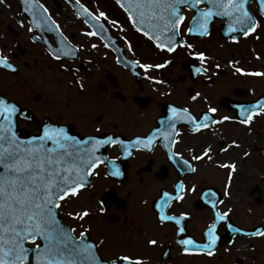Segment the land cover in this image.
<instances>
[{
	"label": "flooded vegetation",
	"instance_id": "flooded-vegetation-1",
	"mask_svg": "<svg viewBox=\"0 0 264 264\" xmlns=\"http://www.w3.org/2000/svg\"><path fill=\"white\" fill-rule=\"evenodd\" d=\"M39 3L59 31L55 26H33L29 32L33 17L24 12L22 0L0 2V55L15 67V71L0 67V98L17 107L15 120L22 136L37 135L43 126L56 125L67 127L80 138L112 136L130 145L154 129L165 132L169 106L187 107L197 117L215 108L216 112L209 114L214 119L229 117L195 134L187 123L177 124L179 134L172 151L190 160L195 173L181 167L177 157H170L162 136L149 149L129 146L130 155H124L119 144L101 147L97 155L112 160L115 169L101 163L90 173L89 183L80 192H86V203L93 206L94 214L66 223L73 234L85 231L84 239L94 246L101 264L123 255L139 258L143 264H264V237L246 234L264 228V114L255 116L250 126L239 123V106L249 107L264 99V76L234 71L239 67L262 72L257 60L264 54L256 46L261 45L264 16L255 0H246V8L258 27L247 37L232 33L236 42L226 34V21L221 17H213L209 35L187 34L195 10L181 8L185 19L179 38L191 43L193 49L178 45L172 53L156 48L137 31L116 0H79L93 15L105 13L100 20L103 29L90 28L83 15L77 17L75 0ZM89 31L97 34L85 35ZM61 33L75 46V56L56 59L49 54V47L53 52L62 47ZM193 50L206 53L203 66L207 73L193 74L200 66L199 58L190 54ZM251 54L253 62L246 59ZM137 60L152 65L169 63L146 73L129 63ZM229 61L237 63L232 66ZM197 92L200 96L193 101ZM232 140L240 146H230ZM208 146L211 161L192 160ZM222 148L227 150L222 152ZM222 163H235L236 170L217 166ZM116 169L121 175H111ZM177 181L184 182L186 189L195 188L186 190L182 200L164 202L163 192L173 194ZM209 190L216 193L220 211L231 209L229 217L217 228L211 256L185 254L179 239H204L202 232L212 210L202 193ZM161 208L169 215L185 213V232L178 233L173 222L161 224L157 218ZM229 224L242 231L234 232ZM149 239L156 244L149 245Z\"/></svg>",
	"mask_w": 264,
	"mask_h": 264
},
{
	"label": "snow or ice",
	"instance_id": "snow-or-ice-1",
	"mask_svg": "<svg viewBox=\"0 0 264 264\" xmlns=\"http://www.w3.org/2000/svg\"><path fill=\"white\" fill-rule=\"evenodd\" d=\"M22 2L24 12L33 17L29 32L33 31V26L37 29L45 27L51 29L55 26L56 31H59V26L51 16L47 15V9L39 3V0H22ZM75 2L79 5L76 11L77 17L83 15L84 23L90 28H104V25L100 23V20L105 18L103 11L93 15L83 4H79V0ZM116 3L128 13V18L137 31H142L145 37L153 41L156 48L169 53H172L178 45L193 49L191 43L179 38L180 24L185 19L180 11L181 6H190L195 10L190 26L185 30L187 34L209 35L213 17L225 19L226 34L233 42H236L237 37L231 35L232 33L238 32L247 37L258 27V22L246 8V0H116ZM201 3H204L206 7H198ZM258 3L260 14L264 16V0H258ZM96 34L94 31L85 33L87 36ZM60 43L62 47L55 52L49 47L50 55L56 59H60L61 56L76 55L75 46L68 42L62 33ZM190 54L200 60V66L193 69V74L207 73V68L203 66L208 59L206 53L193 50ZM129 63L147 73L153 67L163 68L169 61L165 60L163 64L155 65L141 63L138 60ZM236 63V61H229L232 66ZM0 67L15 71L14 65L3 55H0ZM219 67L217 64L216 68L219 69ZM234 71L264 76L262 72H246L239 67H234ZM147 78L153 79L151 76ZM155 82L162 83L158 80ZM199 96L200 93L197 92L191 99L195 101ZM168 112L170 115L166 120L165 132L158 128L154 129L150 135L144 138L137 137L130 142V145H125L123 141L114 139L112 136L106 138L90 136L87 139H78L69 135L63 127L56 125H46L41 134L22 139L13 127V118L17 114L16 106L0 98V264H101L94 246L84 239L85 231L75 236L74 230L62 224L57 218V209L66 198H78L80 190L87 184L88 175L98 164L110 165L115 169L112 160H101L97 155L99 149L105 145L119 144L123 146L124 155H130L127 151L129 146L149 149L156 138L162 136L170 157H177V163L181 167L186 168L189 173H195L196 169L190 160L172 151L171 145L177 142L174 138L179 134L177 124L187 123L190 131L195 134L214 124L226 121L229 117L214 119L209 114L215 113V108H208L199 117L193 115L187 107L169 106ZM262 114H264V99H257L249 107L241 105L239 106L241 117L239 123L250 126L254 117ZM230 146L239 147L240 145L232 140ZM226 150L220 149L222 152ZM189 151L192 150L189 149ZM243 155L247 157L248 153L245 152ZM202 159L209 161L213 159L210 146L204 147L199 155L192 156V160ZM217 166L231 169L232 172L236 170L235 163H222ZM111 175L119 176L121 173L116 169L111 172ZM194 188L193 185L186 189L184 182L177 181L174 185V193L165 191L162 199L164 202L182 200L185 191H193ZM224 194L229 195L227 190ZM202 198L210 204L212 210L210 222L205 225L202 232L204 239L198 242L192 237L181 238L177 243L185 254L211 256L217 242V228L221 222L228 219L231 209L220 211L217 207L216 193L211 190L202 193ZM68 215L83 220L91 213L84 209L79 212L69 211ZM185 216V213L169 215L163 208L157 212L159 222L161 224L173 222L177 226L178 233L185 232L182 226ZM228 227L236 233L242 231L239 228H232L231 224ZM246 234L264 237V228H256ZM147 243L155 245L156 241L149 239ZM107 264H143V261L123 255L112 259Z\"/></svg>",
	"mask_w": 264,
	"mask_h": 264
},
{
	"label": "rangeland",
	"instance_id": "rangeland-1",
	"mask_svg": "<svg viewBox=\"0 0 264 264\" xmlns=\"http://www.w3.org/2000/svg\"><path fill=\"white\" fill-rule=\"evenodd\" d=\"M264 29V27H263ZM262 33V32H261ZM261 45L256 46L259 48V50H261V53L264 54V31L261 34ZM253 62V56L252 54L249 55L246 59L249 61V59ZM250 62V66H253V63ZM257 67H259V70L264 72V56L263 57H259V60H257ZM86 192H79V196L78 198H66L64 201L61 202V206L58 208V213L60 214V216L62 217L63 222L65 223H70V221L73 220L74 217H70L68 215L69 211H75V212H79L82 211L84 209H87L90 213L91 216L92 214H94L92 212V208L93 206L91 204H87L86 203ZM71 219V220H69ZM80 219L77 220V222H79Z\"/></svg>",
	"mask_w": 264,
	"mask_h": 264
},
{
	"label": "water",
	"instance_id": "water-1",
	"mask_svg": "<svg viewBox=\"0 0 264 264\" xmlns=\"http://www.w3.org/2000/svg\"><path fill=\"white\" fill-rule=\"evenodd\" d=\"M257 1V5H258V7H259V3H258V0H256ZM182 7V6H181ZM188 7H190V6H188ZM260 9V8H259ZM140 32H142V31H140ZM17 108V107H16ZM17 111H18V109H17ZM13 127H14V130L16 131V133H17V135L20 137V138H22V139H27V138H30V137H32V136H27V137H22V136H20V132H21V129H19L18 127H17V124H16V120H15V116H14V118H13ZM44 127V126H43ZM43 127H42V129H41V132H40V134L42 133V130H43ZM58 127H60V126H58ZM64 128V127H63ZM65 129V131L69 134V135H72V136H75V137H77L76 135H74L73 133H71L70 131H69V129H67V128H64ZM78 139H81V138H79V137H77ZM89 182V180H88V177H87V183ZM57 218L60 220V218L57 216ZM61 221V220H60Z\"/></svg>",
	"mask_w": 264,
	"mask_h": 264
}]
</instances>
